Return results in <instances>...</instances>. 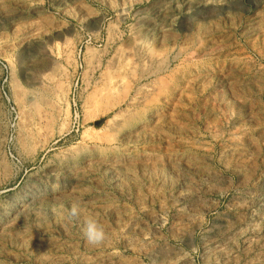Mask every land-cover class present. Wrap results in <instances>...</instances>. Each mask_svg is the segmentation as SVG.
Here are the masks:
<instances>
[{
  "label": "rangeland",
  "instance_id": "374dc122",
  "mask_svg": "<svg viewBox=\"0 0 264 264\" xmlns=\"http://www.w3.org/2000/svg\"><path fill=\"white\" fill-rule=\"evenodd\" d=\"M0 60V264H264V0H0Z\"/></svg>",
  "mask_w": 264,
  "mask_h": 264
},
{
  "label": "clouds",
  "instance_id": "9594fccd",
  "mask_svg": "<svg viewBox=\"0 0 264 264\" xmlns=\"http://www.w3.org/2000/svg\"><path fill=\"white\" fill-rule=\"evenodd\" d=\"M70 215L77 217L79 215V209L77 205H73ZM85 236L90 244L102 243L105 239L104 229L98 225L97 221L88 218L86 220Z\"/></svg>",
  "mask_w": 264,
  "mask_h": 264
},
{
  "label": "crops",
  "instance_id": "0c3cea01",
  "mask_svg": "<svg viewBox=\"0 0 264 264\" xmlns=\"http://www.w3.org/2000/svg\"><path fill=\"white\" fill-rule=\"evenodd\" d=\"M14 75H15L14 78L16 81L18 80L20 83L23 82V73L20 68H16Z\"/></svg>",
  "mask_w": 264,
  "mask_h": 264
},
{
  "label": "built area",
  "instance_id": "2783aa9c",
  "mask_svg": "<svg viewBox=\"0 0 264 264\" xmlns=\"http://www.w3.org/2000/svg\"><path fill=\"white\" fill-rule=\"evenodd\" d=\"M0 63L7 69V65H5L4 63H2L1 60H0Z\"/></svg>",
  "mask_w": 264,
  "mask_h": 264
}]
</instances>
